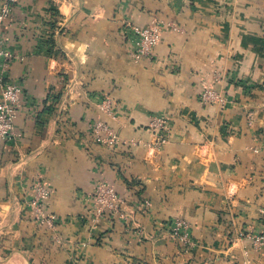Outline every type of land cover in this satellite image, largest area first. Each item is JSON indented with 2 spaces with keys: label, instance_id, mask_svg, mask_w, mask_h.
Segmentation results:
<instances>
[{
  "label": "crops",
  "instance_id": "0c3cea01",
  "mask_svg": "<svg viewBox=\"0 0 264 264\" xmlns=\"http://www.w3.org/2000/svg\"><path fill=\"white\" fill-rule=\"evenodd\" d=\"M153 20L180 31L164 30L154 59L134 62L130 26ZM1 34L7 79L24 91L20 136L0 140V264H264L248 236L264 231V0H19ZM225 70L263 86L243 99ZM207 86L224 91V105L201 103ZM250 110L261 122L248 124ZM154 112L171 118L162 146ZM97 121L117 146L95 141ZM38 179L52 190L59 245L30 218ZM100 181L129 221H91ZM181 216L191 247L169 235Z\"/></svg>",
  "mask_w": 264,
  "mask_h": 264
},
{
  "label": "built area",
  "instance_id": "2783aa9c",
  "mask_svg": "<svg viewBox=\"0 0 264 264\" xmlns=\"http://www.w3.org/2000/svg\"><path fill=\"white\" fill-rule=\"evenodd\" d=\"M19 0H3L0 3V140L14 142L20 134L15 127V120L18 109L22 105L24 86L21 82L7 79L5 70L6 59L11 56L4 44L1 28L6 20L14 12L15 5ZM180 31V28L173 23H164L162 20H153L148 26L131 24L130 26V55L134 62H141L147 59H154L155 49L160 44L164 30ZM200 100L203 103L211 104L225 101L224 97L213 87H206L200 93ZM99 107L108 115L114 118L115 103L109 98L104 97L99 102ZM149 126L156 132V145L162 146L168 139L170 128L168 116L164 112H154L151 116ZM94 139L97 143L107 147H115L121 142L119 134L114 128L103 121L92 124ZM52 190L49 183L44 179H38L32 184V193L29 206L36 217L37 222L53 229L57 222V215L48 210L49 199ZM92 222L96 223L107 214H114L123 221H129L126 210V202L119 195L116 189L108 182L100 181L92 195ZM264 213V209H263ZM192 226L184 218H176L170 222L171 235L181 240L185 245L194 244L191 234ZM244 236V234H242ZM253 247L257 251L264 248V231L248 235ZM252 260L248 259L247 264Z\"/></svg>",
  "mask_w": 264,
  "mask_h": 264
},
{
  "label": "rangeland",
  "instance_id": "374dc122",
  "mask_svg": "<svg viewBox=\"0 0 264 264\" xmlns=\"http://www.w3.org/2000/svg\"><path fill=\"white\" fill-rule=\"evenodd\" d=\"M173 31H175V30H173ZM230 75H229V74ZM232 73V74H231ZM225 74L226 75H229V77H230V79H232V81L234 82L233 83V85L235 86V87H238L239 89H241L240 90V93H237L238 95H242V98L243 99H246L247 97L249 98V100H250V98H252V96H253V91L255 90V89H259L260 87H262V86H260L261 84H256L254 81H252V80H248V79H243V77H241L238 73H237V71L236 70H228V71H226L225 70ZM221 75V74H220ZM220 75L218 76V78L217 79H220ZM207 87H209V86H207ZM214 88V87H213ZM263 89V88H262ZM218 92H220V94L222 95V96H224L225 97V93H224V91L221 89V90H218ZM229 96V95H228ZM242 98H241V100H242ZM199 100H200V96H199ZM224 100L225 101H219L218 103H216L217 105H224V102H226V100H227V98H224ZM237 100H239V99H237ZM201 101V100H200ZM231 101V100H230ZM251 101V100H250ZM243 102V101H242ZM242 102H240L239 103V105H243L244 106V103H242ZM246 102H248V101H246ZM201 103H203L202 101H201ZM203 104H206V103H203ZM215 104V103H214ZM236 105V104H235ZM220 107H222V106H220ZM245 108H247V107H245ZM250 109H252V108H250ZM247 110H249L248 108H247ZM253 110V109H252ZM167 115V114H166ZM168 116V115H167ZM260 119L261 118H259L256 114H255V112H253V111H249L248 112V118H247V120H248V124L251 126L254 122H256V124L258 123V122H261L260 121ZM170 121H171V118L168 116V122H169V125H171V123H170ZM255 124V123H254ZM263 126H264V123H263ZM153 130V129H152ZM154 132H155V130H153ZM169 132H170V128H169V131H168V135H169ZM260 136H261V138H263V140H264V130H262L260 133H258ZM155 135H156V132H155ZM156 137H157V135H156ZM167 142V141H166ZM155 144H156V139H155ZM165 144V143H164ZM257 147V146H256ZM260 146H258L257 148H259ZM122 198V197H121ZM146 205H148L149 204V202H146L145 203ZM176 218H184L185 220H187L185 217H183V216H181V217H176ZM176 218H174V219H176ZM173 219V220H174ZM130 220V219H129ZM188 221V220H187ZM190 222V221H189ZM191 224V223H190ZM192 226V225H191ZM257 233H260V232H257ZM191 234H192V229H191ZM169 235H171V232H170V234ZM171 237H173L172 235H171ZM174 238V237H173ZM178 243H180L181 244V240H177V239H175ZM185 245V244H184ZM191 246H193V244L192 245H188V247H191Z\"/></svg>",
  "mask_w": 264,
  "mask_h": 264
},
{
  "label": "trees",
  "instance_id": "16d2710c",
  "mask_svg": "<svg viewBox=\"0 0 264 264\" xmlns=\"http://www.w3.org/2000/svg\"><path fill=\"white\" fill-rule=\"evenodd\" d=\"M47 12H49L48 16H49V18H50L51 20H53V19L55 18V15L58 14L57 11H56V8H54V7H52V6H49V7H48ZM49 21H50V20H49ZM49 21H47V22H49ZM52 23H54V21H53ZM52 23H51V24H52ZM30 218H31V220L35 221V222L38 224V226H40V227L44 230V232H45V236H47V238H48V240L50 241V243H51L52 246L55 245V244H58V243L56 242V238H57V237H54V234L52 235V234L49 232V229H48L47 226H45V225L40 224L39 222H37L36 217L34 216L33 213H32V215L30 216ZM58 245H59V244H58Z\"/></svg>",
  "mask_w": 264,
  "mask_h": 264
}]
</instances>
